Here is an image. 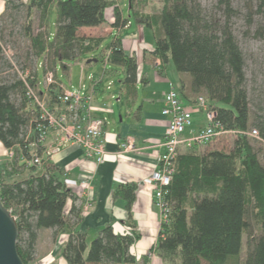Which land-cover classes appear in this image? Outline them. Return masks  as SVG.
I'll return each mask as SVG.
<instances>
[{"label":"trees","instance_id":"obj_1","mask_svg":"<svg viewBox=\"0 0 264 264\" xmlns=\"http://www.w3.org/2000/svg\"><path fill=\"white\" fill-rule=\"evenodd\" d=\"M160 1L162 9L154 16L144 10L146 0H127L129 14L136 24L152 32L153 56L164 63L170 60L178 74L189 76V93L195 99L205 98L224 130L235 135V141L229 152L211 150L197 155L193 152L196 147H192L179 153L171 182L164 189L168 219L160 226L154 251L164 264H228L239 257L243 237L247 235L246 258L238 264H264L261 160L264 114L251 112L245 57L228 19L215 23L196 0ZM230 1L224 0L228 15ZM117 3L115 0L6 1L5 12L15 16L23 13L21 29L30 49L24 62L16 61L17 69L10 65L13 79L0 82V143L5 149H15L24 159L28 158V144L33 139H27V135L34 119V107L25 97L27 87L19 73H27V84L35 87L36 66L45 56L43 74L52 72L56 76L59 63L68 76V66L63 62L79 61L97 52L104 41L82 36V28L102 25L106 9L112 7L111 26L120 30L127 25L128 20L122 17ZM53 8L57 12L55 30L49 33ZM34 11L38 12L36 32L32 24ZM255 15L261 21L256 24L253 36L264 42V0H255L254 9L250 8V25ZM1 19L2 16L0 25ZM101 52L106 65L122 69L119 93L131 102L136 96V86L146 84L138 71L136 57L124 50L120 38L111 40ZM26 62L31 66L29 69ZM97 79L94 75L90 80L94 90ZM52 90L47 98L51 109L58 103ZM252 129L258 137L249 136ZM41 169L39 174L37 167H28L26 178L4 180L0 184V200L17 222V253L24 264L35 262L40 230L53 229L54 234L64 231L82 214L81 206L76 205L78 199L62 181V172L49 161ZM11 172L6 171L5 176L11 178ZM135 188L133 184L121 185L114 191V196L126 201L129 216ZM68 201H72V206L66 213ZM135 238L133 232L117 234L108 225L88 244L86 234L71 231L61 255L66 264H135L136 259L129 252Z\"/></svg>","mask_w":264,"mask_h":264},{"label":"crops","instance_id":"obj_2","mask_svg":"<svg viewBox=\"0 0 264 264\" xmlns=\"http://www.w3.org/2000/svg\"><path fill=\"white\" fill-rule=\"evenodd\" d=\"M25 1V0H24ZM122 17L128 20L127 25L118 30L111 26L113 22V7L107 14L105 22L92 28H82L90 31L81 34L84 37L107 40L120 38L124 50L134 55L138 62V71L146 79V84L136 86V96L130 102L119 93L123 71L120 67L106 65L100 50L86 55L79 60L85 68H91L86 74L89 87L87 93L93 92L92 113L95 117L106 120L105 126V150L106 160L96 164L92 160L84 159L82 152L75 146H66L54 154L51 165L62 172V181L73 195L78 199L80 206L83 187L81 179H91L93 189V206L87 212L81 214L80 219L66 230L58 232L50 238L55 230L44 229L39 231L36 250L43 259L49 254L55 257L53 264H66L61 255V249L71 231L87 235V243L97 235L98 231L110 225L117 234L133 232L136 235L129 252L135 259V264H164L156 254L154 248L157 243L161 226L160 212L155 208L152 193L154 184L149 180L151 174L156 171L157 160L163 152V136L166 130L167 120L161 115L164 94L173 85L180 99L185 103L193 101L195 97L188 91L190 79L186 75L172 72L167 62L153 56L154 38L152 32L146 27L136 24L129 14L128 5L126 13L117 3ZM5 12V4L0 2V17ZM148 13V12H147ZM100 62L101 67L94 69V64ZM85 68V69H86ZM119 75V80L114 75ZM96 76L97 87L94 90L91 77ZM204 125L203 114L196 108L192 109V128L194 131ZM188 131L184 136H188ZM122 144L130 145V149L123 151ZM208 146V145H207ZM185 148H180V152ZM20 164H22L20 162ZM7 165V166H6ZM7 167L8 172L13 173L7 178L6 172L2 175L3 181L22 180L27 177V172L16 169L14 163L6 158V150L0 143V177L2 168ZM66 172V176L64 173ZM41 174L42 169L37 168ZM135 185L134 199L130 207V216L126 208V201L121 196H114V191L121 185ZM72 206V201L66 204V213ZM76 206V207H77ZM48 243L47 246L42 244ZM146 258V261L144 259Z\"/></svg>","mask_w":264,"mask_h":264},{"label":"built area","instance_id":"obj_3","mask_svg":"<svg viewBox=\"0 0 264 264\" xmlns=\"http://www.w3.org/2000/svg\"><path fill=\"white\" fill-rule=\"evenodd\" d=\"M6 1L0 0L4 4ZM42 65V63L37 64L36 70L42 69ZM19 75L27 87L25 97L30 106L34 107V119L27 135V139H31V137L33 139L28 144V158L24 159L20 151L19 155H17L18 153L14 154L15 149H5L7 161L11 164L14 161L22 162L26 168L32 166L42 168L61 148L70 145L79 148L84 159L92 160L96 164L103 163L107 157L105 150L106 120L95 117L92 113L93 92L87 93L84 85H82L81 91L66 89L60 85L52 72L44 74L42 83L36 78L35 87H30L27 84V73H19ZM51 88L58 102L53 109L49 108L47 104ZM194 108L198 109L204 118L203 127L197 131L191 129L192 109ZM161 115L167 120L162 141L163 152L157 160L156 171L151 174L149 180L154 184L152 199L155 208L160 212L162 224L167 222L169 214V207L163 196L164 189L171 182L174 163L180 153V148L207 146L214 139L226 135L228 132L217 121L215 110L208 105L203 96L184 103L173 85L164 94ZM187 131L189 132L188 136H184ZM249 136L256 138L258 133L252 129ZM121 146L123 151L130 149L128 144ZM6 170L7 167L2 168L0 184L3 182L2 175ZM64 176H66V172ZM79 182L83 187L80 206L84 213L93 206L92 181L88 178L81 179ZM65 187L69 189L66 185ZM55 260V257L49 254L38 264H53Z\"/></svg>","mask_w":264,"mask_h":264},{"label":"rangeland","instance_id":"obj_4","mask_svg":"<svg viewBox=\"0 0 264 264\" xmlns=\"http://www.w3.org/2000/svg\"><path fill=\"white\" fill-rule=\"evenodd\" d=\"M120 1V6L123 8V11L126 13V6L128 5L127 0H115ZM200 6L204 9L205 13L209 16L212 21L215 23H222L226 19L229 20V26L233 35L235 36L239 47L241 48L243 55L245 57V74H246V88L248 91L251 112H260L264 114V42L261 40H257L253 36V32L255 30L256 24L261 20L255 15L253 17L254 23H248V14L250 8L254 9L255 0H231L230 8L231 13L228 15L227 10L225 9L224 0H196ZM144 10L151 15L157 16L161 9L162 3L160 0H146ZM110 9H107V14ZM57 12L56 9L53 8L50 16H49V26L48 32L53 33L55 30V21H56ZM24 23L23 13H20L19 16H15L11 12H5L2 15L0 30L2 32V37L0 39V45L3 48V52L0 53V82L1 81H10L13 79L14 70L10 69L11 66H15L17 69V63L24 62V57L27 56V53L30 49L29 41L23 36L22 27ZM33 30L37 31L38 27V12H33ZM88 30H83L80 34L89 33ZM22 33V34H21ZM111 41H106L102 44L100 48L101 51L108 46ZM98 49V50H100ZM42 63V69L37 71L38 80L42 83L44 74L43 69L46 66V57L42 56L37 64ZM69 69V75L67 76L58 63L56 65V78L60 82V85L69 90H80L82 85L86 88L89 87V82L86 80V74H89L88 71L90 68H84L81 63L78 61L73 62H63ZM26 65L29 67V63L26 62ZM169 69L176 73L174 65L171 61L167 62ZM102 64L98 62L94 64V69L101 67ZM37 68V66H36ZM91 72V71H90ZM92 73V72H91ZM189 77V76H188ZM92 78V77H91ZM114 79L116 81L119 80V75L115 74ZM235 141V135L232 133H228L226 135L220 136L217 139H214L208 146L196 147L193 152L197 155H201L205 152L211 150H221L224 152H229ZM264 152V148H263ZM18 153L14 150V154ZM19 155V153L17 154ZM262 163L264 164V153L261 158ZM22 163V162H21ZM16 169L21 170L23 172L29 171L26 170L25 165H22L18 162L15 164ZM27 175V174H26ZM53 236L50 238V242L52 244L53 238L55 236L54 232ZM248 236L244 235L243 244L240 255L238 258L231 259L228 264H238L243 262L246 258L247 249H246V241ZM48 243L42 244V246H47ZM37 249V248H36ZM43 258L39 256V253L36 250L35 262L33 264H38Z\"/></svg>","mask_w":264,"mask_h":264},{"label":"water","instance_id":"obj_5","mask_svg":"<svg viewBox=\"0 0 264 264\" xmlns=\"http://www.w3.org/2000/svg\"><path fill=\"white\" fill-rule=\"evenodd\" d=\"M18 226L0 200V264H24L17 253Z\"/></svg>","mask_w":264,"mask_h":264}]
</instances>
